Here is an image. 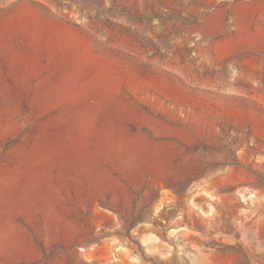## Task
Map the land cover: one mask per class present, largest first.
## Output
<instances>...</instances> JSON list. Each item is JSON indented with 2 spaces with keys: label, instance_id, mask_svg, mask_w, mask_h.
<instances>
[{
  "label": "rangeland",
  "instance_id": "obj_1",
  "mask_svg": "<svg viewBox=\"0 0 264 264\" xmlns=\"http://www.w3.org/2000/svg\"><path fill=\"white\" fill-rule=\"evenodd\" d=\"M0 264H264V0H0Z\"/></svg>",
  "mask_w": 264,
  "mask_h": 264
}]
</instances>
